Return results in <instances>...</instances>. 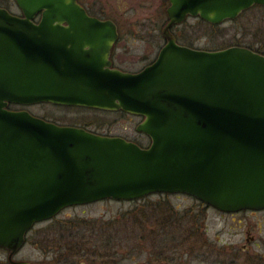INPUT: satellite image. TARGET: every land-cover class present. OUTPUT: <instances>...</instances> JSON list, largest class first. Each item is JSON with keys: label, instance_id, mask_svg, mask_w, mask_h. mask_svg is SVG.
<instances>
[{"label": "water", "instance_id": "95a60500", "mask_svg": "<svg viewBox=\"0 0 264 264\" xmlns=\"http://www.w3.org/2000/svg\"><path fill=\"white\" fill-rule=\"evenodd\" d=\"M15 1L26 19L0 8V249L9 264H33L13 259L27 232L68 206L175 193L224 213L264 209V55L241 45L191 50L168 31L186 15L212 25L235 20L264 0H170L168 43L139 74L76 68L55 56L59 28L77 35L72 31L91 27L94 52L105 35L96 30H108L106 52L114 22L88 18L76 0ZM39 11L44 18L33 25ZM41 102L140 115L136 131L150 143L7 109Z\"/></svg>", "mask_w": 264, "mask_h": 264}, {"label": "rangeland", "instance_id": "374dc122", "mask_svg": "<svg viewBox=\"0 0 264 264\" xmlns=\"http://www.w3.org/2000/svg\"><path fill=\"white\" fill-rule=\"evenodd\" d=\"M89 1L98 3V6L94 7L99 8L102 6L104 12H106L105 16L118 22L119 27L121 26L120 29L126 32L128 40H124L119 49L116 50V53L121 56V63H124L123 68L135 71L143 66L144 63L142 62L147 54L145 50L148 44L146 41L138 42L136 39L132 40V35L136 33V29L143 30L146 28L149 31L148 27H151L150 24L152 23L148 20L152 13L151 11L146 12L139 9L149 7L151 0ZM0 3L8 7L10 12L16 13V11H19V7L14 0H5V2L0 0ZM121 12H124V14L120 16ZM147 22L149 23L148 25ZM188 22L192 23L194 21L190 20ZM204 28L205 39L202 45L199 43L200 47L203 46L205 49L217 51L230 45L238 46L240 44L243 47H252L254 50L261 51L264 54V6L248 8V10L239 14L235 20L227 19L221 24L211 26L206 24ZM130 56H136L138 60H130ZM52 105L33 103L29 106L20 105L18 109L21 108L40 118L43 116L45 119L55 120L61 125L65 123L66 125H83L87 123L92 128H98L100 131L110 130L111 134H119L121 137L131 138L136 143L139 142L142 147H147L150 143L151 138L149 136L135 131L136 123H130L129 117L122 118L118 114L108 115L107 113L108 117L99 115L97 112L83 113L77 108L68 110L63 108L64 111H67H63L67 114V119L69 117L72 118L67 120L66 118H59V115L63 112H59L56 109L58 107L55 108L53 107L55 105ZM85 113L89 115H84ZM79 115L83 116L80 119H76ZM92 118H97L98 120ZM199 203L196 197H190L186 194L174 193L167 196L163 193L162 196L151 194L135 201H113L109 199L99 200L97 203H89L83 206H68L59 211L55 218L40 223L37 222L33 229L27 232V241H25L23 249L18 251L13 259L29 260L33 264H226L229 257L219 258L218 260L212 257L213 247L217 245L221 247L227 246L229 242H237L242 237L240 235L232 236L236 231L235 222H230V218L227 220L218 217V214L212 209L204 211L203 215H201L202 220L192 222L191 226L197 227L194 232L197 233V237L200 240L194 241L191 245H189L188 239L185 244H181V241H174V244H172L171 241L167 245L168 248L166 250H160V248H155V243L147 242L148 240L145 242L144 238L143 241L139 238H134L129 242L122 239V241L117 242V245L111 243L112 247H110V250L112 251L108 250L105 252V254L107 253L106 256L100 257L83 251L79 255H75V251L78 249L76 246L74 248L72 246L76 243L80 245V238L86 239V237H90V234L96 236L95 231L99 227L100 220L105 225L110 222V225L113 222L119 225L122 223L126 224L125 219L128 220L132 216L137 220L142 219L144 212H148L149 217L152 215V209L154 208L166 210L168 208L176 211V213H182L184 217L186 213L193 212L194 214L202 209ZM169 204L172 206H169ZM175 222L172 223L171 227L174 226ZM223 226L227 227L225 229V231L228 229L227 232L222 235H216L218 229L223 228ZM71 231H75L74 233L78 231V234L75 235ZM121 231H124V228ZM175 232L174 227L171 233L174 234ZM198 232L201 234L199 235ZM62 233L65 238L63 239L64 242L59 241ZM254 236H256L255 233ZM69 239L73 244L65 245L64 243L66 241L69 242ZM60 244L64 246V249L58 246ZM202 246H204L203 250L200 249ZM69 248L70 250H66ZM7 253L8 250L0 249V264H9ZM69 256H71L70 260L67 259Z\"/></svg>", "mask_w": 264, "mask_h": 264}, {"label": "flooded vegetation", "instance_id": "af4514ba", "mask_svg": "<svg viewBox=\"0 0 264 264\" xmlns=\"http://www.w3.org/2000/svg\"><path fill=\"white\" fill-rule=\"evenodd\" d=\"M169 1L170 0H151V2L149 3L150 5L149 7H146V8L142 7L139 9L140 11L142 10L146 12L151 11L152 14L150 13L151 15L148 21L152 24H150L151 27H148L149 31L146 30V28L143 30L136 29V31L134 30L136 33L132 35V40L136 39L138 42L146 41L148 44V46H146L147 49L145 50L147 54L144 56L143 62H142L144 64L143 66H141L139 69H136L135 71H130V70L123 68L124 63H121V56L116 53V50L119 49L123 41L128 40L126 32H124L123 29H120L121 26L119 27L118 22L114 21L112 18L110 19L105 16L106 12H104V9L102 6H100L99 8L94 7V6H98V3L94 1L88 2V0H76V2H79L81 4L82 8L85 10V13H87L88 15L87 16L88 18L93 17V19H96L98 21L100 20L103 22L112 21L115 23V35L116 36L112 40L111 47H109L108 51L106 52L105 50L100 51L104 46L103 42L106 41L105 40L106 34H109L108 30H104V29L96 30L98 33H103L105 35H102L101 37H98L96 39L98 48L100 50H96L94 52L93 48H91L92 45L88 44V42H91V40L89 39L90 37L89 35L93 31L91 27L89 29L80 27L74 31L71 30L72 32L77 33V35H73L70 32L69 33L66 32V31H69L67 29L59 28L58 31L62 32L63 35L54 39L55 41L54 51H57V54L55 56L59 58L62 57L63 59H68V60L70 59V63H71V60H74L75 63L74 62L71 63L70 66L72 65V66H75L76 68L90 69L92 67H96V68H99V71L101 68H106L109 70L114 69L121 73L127 72V74H135V73L139 74L142 70L145 69V67L147 66L150 67L155 64V61L157 60L158 56L162 52L161 50L165 47V44L168 43L167 38L164 36V33H165L164 29H165V26L170 21L167 15V12L169 9L168 7L170 4ZM14 2L16 3L15 0ZM0 8L6 9L10 16L18 17L19 19H26V17L29 16L28 14L22 13L20 11V8H19V11H16V13L10 12L8 10V7L4 6L1 3H0ZM121 14H124V12H121L120 16ZM0 18H2V15H0ZM43 18H44L43 13L39 11L35 13L33 18L30 20L33 25H37L41 23ZM185 18L186 19L184 22H181L180 24L175 23V25L170 26L168 28L169 34L172 36L174 40H176L179 46L189 47V49L196 50V51L197 50L207 51L208 49H205L203 46L200 47L199 43L202 45L204 42V39H205L204 38L205 37L204 36V32H205L204 25L209 24V22L207 21L205 22V20H203L202 18L198 16L193 17V16L186 15ZM190 20H193L194 22L189 23L188 21ZM148 24L149 23L147 22V25ZM55 25H61L64 28L69 27V24L61 23V22L55 23ZM211 25L212 24H209V26ZM59 42H61L63 45H66V49H63V47L59 46ZM70 50H73V54L68 55L64 53L65 51H70ZM66 55L69 56L70 58H67ZM129 59L138 60L136 56H130ZM41 103H44V102H41ZM44 104L55 105V106L53 105L52 106L55 108L58 107L56 109L59 110V112L60 111L63 112L64 111L63 108H65L66 110L70 108H77L79 111L83 113L84 112H87V113L97 112V114L105 115V116L118 114V116H122V118L129 117L130 123H133V124L136 123V130H137L138 123H141L142 120L144 119L140 115H137V116L132 115V114H129V112L127 111L124 112L119 109L108 110V109H101L95 106L88 107L86 105L80 106L76 104L65 105L63 103L62 104L44 103ZM20 105L10 103L7 106V109L8 110L12 109L13 111H20L21 108L18 109ZM59 108H62V109H59ZM66 110L64 112H67ZM64 112L61 115H59V118L67 119L68 116ZM87 113H85L84 115H86ZM82 116L83 115H79L77 116V118L76 117L74 118L80 119ZM40 119H45V117L42 116ZM69 119H72V118L69 117L67 120ZM92 119H97V118H92ZM45 120L48 122H52V123L55 122L56 125L58 126L66 125V123L61 125L57 123L55 120L53 121L48 120V119H45ZM66 127H73V128L77 127L78 129L87 130L89 133H92V134L96 133L99 136H104V137L119 136L120 138H124L126 140L128 139L137 145L139 144V142L136 143L135 141H133V139L131 140V138L121 137L119 134L117 135L111 134L110 130L100 131L98 128H92L87 123H84L83 125H80V124L66 125ZM151 194H154V193H151ZM162 194H154V195L162 196ZM165 195L168 196V194H165ZM199 204L201 205L202 209L198 210L194 214L193 212H189L188 214L186 213L185 215L186 218L190 221V223H192L195 220H198V221L202 220L201 215H203L204 211L206 209L207 210L212 209L214 210L215 213L218 214V217L222 219H227V220H229L228 218H230V222L232 223L235 222L236 231L233 233L232 236L240 235L242 237V239L238 240L237 242H234V243L229 242L227 246L221 247L220 245H217L213 247L212 257H214L215 260H218L219 258L229 257L228 262L226 264H264V209L263 210L258 209V211L247 209V210H241V211L238 210L237 212L224 213V212L218 211L219 209L217 208L214 209L213 207L207 206V204H203L201 202ZM165 211H166L164 214V217L166 220L165 226L167 227V225L172 222V219H171L172 212L169 209L167 210L165 209ZM223 228L221 229L219 228L216 235H222L223 233H226L228 229L226 231L225 229L227 227L223 226ZM253 232L256 234L257 237L254 236ZM198 234H201V233L198 232ZM198 240H200V238H198ZM200 249L203 250L204 246H202Z\"/></svg>", "mask_w": 264, "mask_h": 264}, {"label": "trees", "instance_id": "16d2710c", "mask_svg": "<svg viewBox=\"0 0 264 264\" xmlns=\"http://www.w3.org/2000/svg\"><path fill=\"white\" fill-rule=\"evenodd\" d=\"M258 6H262V5H258ZM258 6H256V7H258ZM246 48H249V47H246ZM250 48L253 49L252 47H250ZM253 51L257 52L259 54L260 53L263 54V52H261V51L259 52V51L254 50V49H253ZM138 145H140V144H138ZM169 210H171V209H169ZM165 212H166L165 209H161V208L155 209L154 208V209H152V215H150L149 217H148L149 213L144 212L142 214V219L137 220L136 218H134V216H132L131 218H128V220L125 219L127 222L126 224L122 223L121 225L114 223V222L111 225H110L111 222L107 223V225H105V223H102V221L100 220L99 227H97V229L95 231L96 236H93L90 234V237H88V238L86 237V239L80 238L81 239L80 245L76 243V244H74V246H72L73 248L76 246L78 249L77 251H75V255L76 254L79 255L80 252L83 251V252H90V254L93 253L94 255H97L100 257L106 256L107 253L105 254V252L110 250V247H112L111 245L112 244L117 245V242L122 241V239H124V241L129 242L134 238L135 239L139 238L143 241V238H144L145 242L148 240L147 242H153V244L155 243L156 244L155 248H157V249L160 248V250L161 249L166 250L168 248L167 245L170 244L171 241H172V244H174V241L175 242L181 241V244H185V242L188 239L189 245H191L192 243H194V241L198 240V237H197L198 235H197V233L194 232L195 228H197V227L191 226L192 223H190V221L186 218V216H185L186 214L183 217L182 213H180V212L176 213V211L171 210L172 222L169 223L166 227L165 226L166 220L164 217ZM174 221H176V222H175L174 226L171 227L172 223H174ZM174 227H175L176 232L174 234H172L171 230ZM123 228H124L125 232L121 231V229H123ZM74 232L71 231V233H74ZM74 234L77 235L78 231ZM124 234H125V236H124ZM60 236L61 237L59 238L60 239L59 241L64 242L63 239H65V238L63 236V233ZM59 241H58V243H59ZM67 242L68 241H66L64 244L65 245L66 244L67 245L73 244V242L70 241V239H69V242L68 243ZM58 246L62 247V249H64L63 248L64 246H62L61 244ZM68 247H71V246H68ZM66 250H70V248L66 249ZM110 251H112V250H110ZM166 252H165V254H166ZM167 254L169 255L168 252H167ZM70 257L71 256H69L67 259L70 260Z\"/></svg>", "mask_w": 264, "mask_h": 264}]
</instances>
